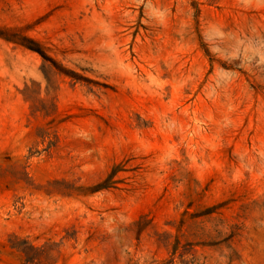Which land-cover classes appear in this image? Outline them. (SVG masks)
Instances as JSON below:
<instances>
[{
    "label": "rangeland",
    "instance_id": "374dc122",
    "mask_svg": "<svg viewBox=\"0 0 264 264\" xmlns=\"http://www.w3.org/2000/svg\"><path fill=\"white\" fill-rule=\"evenodd\" d=\"M0 264H264V0H0Z\"/></svg>",
    "mask_w": 264,
    "mask_h": 264
},
{
    "label": "trees",
    "instance_id": "16d2710c",
    "mask_svg": "<svg viewBox=\"0 0 264 264\" xmlns=\"http://www.w3.org/2000/svg\"><path fill=\"white\" fill-rule=\"evenodd\" d=\"M33 49H36L37 51H39L42 55H43V57L44 58H46V59H50V58H48V56H46V54L42 51V50H40V49H38V48H33ZM53 63H56V62H54V60H51Z\"/></svg>",
    "mask_w": 264,
    "mask_h": 264
}]
</instances>
